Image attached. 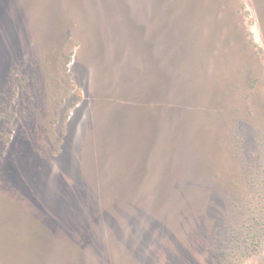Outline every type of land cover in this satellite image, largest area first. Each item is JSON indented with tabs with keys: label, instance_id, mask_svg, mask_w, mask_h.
<instances>
[{
	"label": "rangeland",
	"instance_id": "374dc122",
	"mask_svg": "<svg viewBox=\"0 0 264 264\" xmlns=\"http://www.w3.org/2000/svg\"><path fill=\"white\" fill-rule=\"evenodd\" d=\"M0 264H264V0H0Z\"/></svg>",
	"mask_w": 264,
	"mask_h": 264
}]
</instances>
